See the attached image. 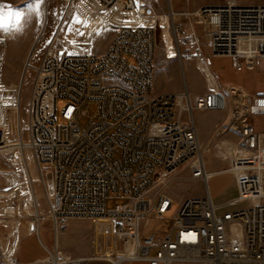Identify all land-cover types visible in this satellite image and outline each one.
<instances>
[{"label": "built area", "instance_id": "1", "mask_svg": "<svg viewBox=\"0 0 264 264\" xmlns=\"http://www.w3.org/2000/svg\"><path fill=\"white\" fill-rule=\"evenodd\" d=\"M73 4L116 26L108 46L95 30L73 48L52 37L37 59L35 51L26 58L18 96L0 93V153L32 151L53 229L54 245L43 244L47 255L31 264H264V131L251 120L264 114V95L223 84L201 92L153 89L161 37L167 43L163 16L175 49L167 57L208 65L229 56L238 68H255L250 60L264 57V3L176 11L172 0H66L67 12ZM88 104L97 105L98 118L83 126ZM208 113L220 114L211 142L232 135L233 154L222 168L206 156L198 116ZM222 173L234 177L237 195L218 203L209 180ZM23 176L32 187L31 172ZM175 180L188 184L185 197L166 192ZM110 197L128 201L109 209ZM34 218L30 229L40 236V210ZM74 219L92 222L91 257L62 251L59 236ZM153 220H168L169 227L147 230ZM13 264L23 263L14 257Z\"/></svg>", "mask_w": 264, "mask_h": 264}, {"label": "rangeland", "instance_id": "2", "mask_svg": "<svg viewBox=\"0 0 264 264\" xmlns=\"http://www.w3.org/2000/svg\"><path fill=\"white\" fill-rule=\"evenodd\" d=\"M176 11L185 10L187 8L198 7L206 4L225 3L226 0H190L188 4L186 0H172ZM239 3L254 4L264 3V0H238ZM39 3L41 18L47 16L59 17V25L54 30L46 28L45 33L41 34V38L36 46L34 57L37 59L39 52L44 51L56 30L59 35L57 44L59 46L70 45L72 48L76 44H81L85 41V36L89 33L87 25L77 28L76 23L80 21L78 18V10L75 5V10L69 11L63 23V16L66 11V0H0V5L5 6V11L9 8L20 12H29V4L33 5L31 11L37 10L35 7ZM165 25V33L167 43L161 37L160 50L156 61V78L153 89L155 92H178L184 89L185 86L190 87L194 92H201L216 84H232L244 87L250 93L264 94V60H261L258 67L252 70H241L236 68L234 61L229 56H215L210 60L211 71L206 66L199 62L196 65V59H184L183 62L175 57H167L166 52L170 55L174 54V43L171 37V31L168 28L169 19L167 16L162 18ZM43 23V21H42ZM42 26V25H41ZM116 26L108 25L107 28L101 30L96 38L103 39V48H106L109 43V38L113 35ZM9 30L0 29L2 32ZM74 34L72 39L69 33ZM91 32V31H90ZM160 35L164 31L160 29ZM20 43L15 40V49H18ZM26 56H3V47H0V93L3 91L10 92L18 96L21 91L20 85H17L15 93V82H20L25 68ZM209 66V65H208ZM201 69H200V68ZM32 71L29 70L24 78L22 87L23 96L29 94L32 84ZM2 85L4 88L2 89ZM59 106L63 104V100L58 101ZM26 101L23 102V126L26 129ZM86 115L81 119V125L88 126L98 118L97 105L88 104L86 107ZM220 114L208 113L198 116L205 144L208 147L206 153L207 159L212 160V165L216 168L226 166L229 162V156L232 151V145L228 144L231 141V134H220L215 141L211 138L215 135L211 131L215 120H218ZM254 125L264 130V114H256L251 118ZM60 123H63L60 120ZM213 140V139H212ZM211 143V145H209ZM8 151V152H7ZM6 152L0 153V264H13V258L17 249L18 242L31 226L34 216L40 210L41 217L49 215L48 205L45 200L43 186L38 178L37 167L31 150L23 152L25 163L31 178L33 186H28L25 183L23 172H26L24 163L21 161V152L15 151V148H7ZM52 185V184H51ZM211 194L215 202L223 203L237 195V188L234 177L230 173H222L213 176L209 180ZM159 184L152 190L158 189ZM188 184L182 180H175L168 184L165 188L166 192L173 193L181 198L188 193ZM202 187H199L201 191ZM128 200L126 198L110 197L107 200V208L111 209L116 205L124 204ZM178 205L175 204L173 210L168 213L167 218H170L177 210ZM32 220V221H31ZM44 221V220H42ZM50 223V219L45 220ZM31 222V223H30ZM74 224L70 229H64V233L70 231L71 234L65 236L66 243H62V251L73 256L91 257L94 249L92 241L94 238V227L89 219L74 220ZM37 221H35V224ZM106 226L107 224L104 223ZM165 230L169 227L168 220L159 221L153 220L147 230L151 228ZM239 224H235V230H238ZM18 230V234L16 231ZM63 232V231H62ZM47 230L42 231V236L45 239L48 235ZM60 244V236H59ZM24 252L28 255L41 253L42 250L38 246V242L34 238L27 240L24 246ZM47 255V254H46ZM45 255V256H46ZM109 262L108 260H106ZM110 263V262H109ZM111 264V263H110Z\"/></svg>", "mask_w": 264, "mask_h": 264}, {"label": "crops", "instance_id": "3", "mask_svg": "<svg viewBox=\"0 0 264 264\" xmlns=\"http://www.w3.org/2000/svg\"><path fill=\"white\" fill-rule=\"evenodd\" d=\"M72 10H75V4L72 5V7L70 8L69 11L71 12ZM39 11H40V9L38 8L37 10L34 9V11H29L31 13L27 12V14H26V12H23L24 17H23V23L20 26V30H16L15 28H13L11 26L8 27L9 37L7 38V41L5 43H0V47H3V56H29V54L31 53L33 48L38 45V42H39V40L41 38V34L45 33L46 28H48L50 30H54L57 27V25H59L58 24L59 23V17L50 16V18H49L47 16V9L45 8L46 15L42 19L41 16H40L41 13ZM69 11L68 12L65 11L64 16H63V20H62L63 23H64V21L66 19V16L69 13ZM180 11H182V10H180ZM77 15H78V18H80V21H78L76 23V27L79 28V27L83 26L84 24H86L88 32H90L91 30H95V37H97L96 35L101 30L107 28L108 25H109L107 22H104V21L100 22V23H97L94 20L93 17H91V16H89L87 14H84V13L78 12ZM42 21H43V23H42ZM99 24L101 26H99V28H97V26ZM4 33L5 32H2L0 34V37L3 36ZM69 35H70V37L72 39L74 38V34L72 32H70ZM111 37L109 38V42L111 40ZM16 39H17L18 43H20V46H19L18 49H15V40ZM103 49H105V48H103ZM174 52H175V49H174ZM42 53H43V51L41 50L39 52L38 56H40ZM261 60H264V58H260L258 60L257 67H258V65H259ZM208 65H209V67H211L210 61H209ZM257 67H255V68H248V67L238 68V67H236V68L241 69V70H244V69L252 70V69H256ZM17 85L18 86L20 85V87H21V83L18 82V81L15 82V93H16ZM223 85L237 86V87H240V88L244 89V87L238 86V85H232V84H223ZM3 88H4V85H2V89ZM250 94H255V93H250ZM261 95H264V94H261ZM258 130L259 131H264V130H260V129H258ZM232 154L233 153H231L228 158H230ZM47 183H48L49 186H51V184H52L51 177L47 178ZM48 217H49V215H44V216L41 217V219L44 220V221H42L40 223V225H39L40 226V236H37L34 232L31 231V229H30L31 226L30 225H29V229L27 231L25 230V232H24V234L22 236V239L18 242V245H17L18 247H17L15 255H14V257L19 262H21L23 264L35 263V262L41 260L42 258H44L45 255H46V251L44 249L43 244L48 246V247H52L54 245V235H53L52 225H51V223L45 221V220H48ZM74 220H77V219H74ZM74 220H71L67 224L65 229H67V228L70 229L73 226V224L75 223ZM35 221L36 220L34 218V222ZM44 229L49 232L45 239L42 236V231ZM16 234H18V230L16 231ZM67 234H71L70 231L67 232ZM67 234L64 233V230L60 234V246H61V248H62V243L63 244L66 243L65 236H68ZM30 238H34V240L38 242V246L42 250L41 253H35L33 255H28V254H26L24 252V246H25L27 240L30 239ZM87 264H110V263L107 262L106 260L91 259V260L88 261ZM129 264H147V261L135 260V261H131Z\"/></svg>", "mask_w": 264, "mask_h": 264}, {"label": "snow or ice", "instance_id": "4", "mask_svg": "<svg viewBox=\"0 0 264 264\" xmlns=\"http://www.w3.org/2000/svg\"><path fill=\"white\" fill-rule=\"evenodd\" d=\"M29 10L33 9V5L29 4ZM37 9L39 7V3L35 6ZM24 14L18 10H14L9 8L5 11V6L0 5V29L7 30L9 26L15 28L16 30H20V26L23 23Z\"/></svg>", "mask_w": 264, "mask_h": 264}, {"label": "bare ground", "instance_id": "5", "mask_svg": "<svg viewBox=\"0 0 264 264\" xmlns=\"http://www.w3.org/2000/svg\"><path fill=\"white\" fill-rule=\"evenodd\" d=\"M226 2L227 3H239L238 2V0H226ZM254 4H263V3H254ZM99 26H101L100 24L97 26V28H99ZM97 31V30H96ZM58 34H59V32H58V29L56 30V33L54 34V40H55V42H56V44H57V38H58ZM58 45V44H57ZM69 47H71L70 45H69ZM36 50V47H34L33 48V52ZM26 58H28V56H26ZM25 58V59H26ZM260 58H264V57H258V58H256V59H251L250 60V62H253L254 64H255V66L257 67V62H258V60L260 59ZM199 62L201 63V64H203V65H206L209 69H210V67L203 61V60H201V59H199L198 61H197V63H196V65L198 66L199 65ZM200 68V67H199ZM201 69V68H200ZM210 71H211V69H210ZM212 72V71H211ZM212 143V142H211ZM211 143L209 144V145H211ZM232 142H228V144H230V145H232L231 144ZM207 146V145H206ZM208 148V147H207ZM207 152H208V150H206ZM21 161H23V163H24V167H25V170L27 169L28 171H29V169L27 168V166H26V163H25V156L23 155V154H21ZM50 217H48V219H49ZM40 223H41V221H40ZM40 223H39V225H40Z\"/></svg>", "mask_w": 264, "mask_h": 264}, {"label": "water", "instance_id": "6", "mask_svg": "<svg viewBox=\"0 0 264 264\" xmlns=\"http://www.w3.org/2000/svg\"><path fill=\"white\" fill-rule=\"evenodd\" d=\"M1 40H3V38H1ZM63 51H60V55H62ZM210 61V60H209Z\"/></svg>", "mask_w": 264, "mask_h": 264}]
</instances>
